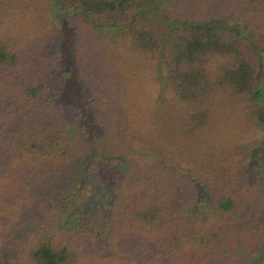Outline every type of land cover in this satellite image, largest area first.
Returning a JSON list of instances; mask_svg holds the SVG:
<instances>
[{
    "label": "trees",
    "instance_id": "obj_1",
    "mask_svg": "<svg viewBox=\"0 0 264 264\" xmlns=\"http://www.w3.org/2000/svg\"><path fill=\"white\" fill-rule=\"evenodd\" d=\"M263 133L264 0H0V264H264ZM96 158L108 210L65 225Z\"/></svg>",
    "mask_w": 264,
    "mask_h": 264
},
{
    "label": "rangeland",
    "instance_id": "obj_2",
    "mask_svg": "<svg viewBox=\"0 0 264 264\" xmlns=\"http://www.w3.org/2000/svg\"><path fill=\"white\" fill-rule=\"evenodd\" d=\"M63 40L64 43L62 44V49L64 52H67L66 55L69 57L72 55L71 53L74 43V33L71 29L67 28L66 32L63 34ZM74 71H76V67L74 68ZM153 76L156 78L157 72H155L154 75L152 74V77ZM70 78L71 77H68V79ZM71 79L73 80H70V83L66 81V91L63 95L66 99H62L63 101H60L61 103L72 104L76 102L79 95H81V98L84 93L88 96L90 95V92L86 90L80 91L82 83L75 74ZM85 100L86 99L83 100L82 98V101ZM66 108L67 107H65V109ZM92 117L95 116L93 115ZM93 121L96 123L99 122L94 120V118ZM83 122L84 124L91 123L88 119H85ZM256 145L264 151V133L261 134ZM253 146L254 145H252L251 148H253ZM263 167L264 156L253 161L250 158H247L245 161L244 178L249 181L256 179L261 174ZM83 168L84 167H82L78 175L68 183L66 192L68 206L65 212L60 213V217L65 225L80 226L87 224L91 228L92 223L90 221H93V223H95L94 221H101L102 217L108 210V202L118 184V180L116 181V179H118V176L120 175L122 165H111L106 161L96 158L93 163H89V166L84 169L85 171L87 170L85 173L83 172ZM199 195L201 196V194ZM62 202L64 203V201ZM69 213H71L72 216L69 215ZM89 218H93V220H90Z\"/></svg>",
    "mask_w": 264,
    "mask_h": 264
}]
</instances>
